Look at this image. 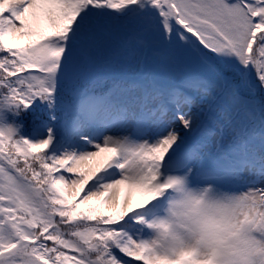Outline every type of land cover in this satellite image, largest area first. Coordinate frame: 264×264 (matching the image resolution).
I'll return each instance as SVG.
<instances>
[{
	"label": "rangeland",
	"instance_id": "374dc122",
	"mask_svg": "<svg viewBox=\"0 0 264 264\" xmlns=\"http://www.w3.org/2000/svg\"><path fill=\"white\" fill-rule=\"evenodd\" d=\"M68 1L72 0H0V9L12 8L11 19L4 25L7 43L22 46L25 33L32 37L34 47L29 50L28 60L30 66H39L41 71L27 73L21 79L28 83L29 103L37 106L42 92L55 91L63 80L58 77L60 73L53 71L66 62L72 51L62 42L44 41L41 33L47 10ZM96 1L87 14V26L81 32L75 28L73 34L77 40H81L82 33L89 36L79 49L87 48V65L91 66L88 71L79 70L85 78L100 79L104 71L132 76L145 71V77L155 75L168 85L185 70L201 82L193 86V94L165 107L160 95L146 98L140 92L122 93L119 100L115 95L90 97L83 116L72 125L70 138L58 152L52 153L47 165L50 173L56 172L52 177L49 173L50 192L54 202L65 209L63 218L68 210L75 212L80 207L101 204L105 213L116 214L120 219L131 212V207L146 205L153 192L149 191L151 188L166 184L174 192L172 202L183 205L191 216L184 217L168 239L156 228L163 229L169 222L160 226L149 224L144 233L129 232L123 264H209L218 256L220 264H264V174L247 166L238 186L222 183L215 187L212 182L192 181L204 158L202 154L218 147L219 123L215 122L216 131L203 136L197 149L192 148L181 167L175 165L168 171L167 164L158 166V161L171 155L181 139L192 132L199 111L205 110L213 97H220L228 86L239 88L240 97L241 85L251 86L243 92L256 100L259 107L251 106L252 110L262 111L257 89L263 87V82L257 69L264 58V43H258V36L264 33V4L168 0L171 5L154 23L156 19L149 18L154 0H122V4L121 0H109V6ZM134 6L139 7V12L128 17L127 23L131 20L135 28L129 29L132 36L122 35L128 41L126 44L116 34L99 40V31L93 28L96 13L108 10L104 19L113 28L118 17ZM88 29L92 30L91 35ZM197 41L209 51V59L201 56ZM121 59L124 61L120 62ZM82 63L77 61L67 74L79 69ZM47 70L53 75L47 76ZM223 72H227L226 77ZM67 80L76 83L73 75L67 76ZM146 104L154 107L147 108ZM145 106L147 114L143 120L141 111ZM213 114L221 116L217 106ZM16 118L7 103L0 104V264H94L81 256H86V249L78 243L92 241L90 231L79 233L81 237L74 236L70 223H64L61 230L70 236L65 243L68 253L64 260L40 239L41 233L44 237L43 232L50 227L51 203L42 199L20 173V157L16 156L46 150L49 130L37 129L29 137L21 132L24 121ZM10 146L15 149L14 155L7 152ZM90 180L96 185L86 189ZM39 222L43 224L38 225ZM216 238L225 245V252L212 244Z\"/></svg>",
	"mask_w": 264,
	"mask_h": 264
},
{
	"label": "trees",
	"instance_id": "16d2710c",
	"mask_svg": "<svg viewBox=\"0 0 264 264\" xmlns=\"http://www.w3.org/2000/svg\"><path fill=\"white\" fill-rule=\"evenodd\" d=\"M95 1L72 0L65 2L59 8H49L47 10L46 25H44V30L41 32L44 41L56 40L60 43L63 42L72 50L71 53L83 59L84 63L79 69L77 68L78 70L73 69L70 71L77 79L76 84L71 85L69 81L64 80L57 86L55 91H51V93L43 91L39 100L40 106H37V103H29L27 98L28 83L24 78L21 79L27 73L41 71L39 66H30L32 63L28 60L29 50L34 47L32 37L29 32L28 36L25 33L26 42L22 46L9 45L4 25L5 22L11 19L12 8L0 9V104L7 103L12 112L18 116L16 119L20 122L24 121L21 132H25L30 137L34 135V131L37 128L44 129L47 126L49 127V146L46 150H38L24 157L16 156L20 157L18 162L20 173L32 183L42 199H46L47 202L51 203L50 210L52 212H48L51 218L50 227L43 232L45 234L44 237H42L41 233L40 239L49 245L48 248L52 252L61 254L57 256L64 260L68 253L65 251L67 249L65 243L70 236L66 235L61 229L64 223H70V231L73 232L74 230V236L78 234L81 237L79 233L84 231L92 232V241L78 242L86 249V256H81L86 259L88 257L94 264H123V249L127 245L129 232L135 230L138 233H144L148 229V224L160 225L162 222H169L163 229L156 228L162 232L163 238L168 239L167 237L176 229L177 224L181 223L184 217L191 216L188 215L191 212H186L183 205L175 203L167 206L169 208L168 213L159 214L160 207L169 197V185L163 184L149 190L153 192L146 205L139 208L131 207V212L120 219L116 214L105 213L101 204L88 208L80 207L75 212L68 210L65 218H63L64 214L62 212L65 209L61 208L60 203L54 202L53 192H50V175L52 177V173L55 175L56 172L52 171L50 173V167L47 165L53 158L52 153L58 152L64 142L70 138L72 123L79 115V104L85 99L92 96H108L111 94L116 95L120 99L121 94L129 90L128 92L132 93L140 92L146 98L160 95L161 105L165 107L171 105L176 91L189 94L192 88L191 85L196 84L197 80L185 70L179 74L178 81H173L172 84L167 86L165 82L158 81L155 75L149 76L150 78L147 80L143 75L145 71L136 76H132L129 73L108 72L101 79L88 80L85 78L79 70L89 67L87 65L89 62L86 53L87 48L85 50L81 48L80 51L79 49L80 46L82 47L83 42L89 40V36L82 33L81 40H77L73 38V34L76 30L81 32L87 26V14L92 9ZM96 2H101L103 6L104 4L109 6L110 4L109 0H97ZM156 2H163V6L165 3L164 0H156ZM122 3L123 1L121 0ZM167 5H171L169 1ZM106 11L108 10L103 9V11L96 13L97 20L93 18V28L99 31V40L109 36L114 37L115 34L121 37L124 33H129V36L132 35L129 29L130 26L135 28V24L131 20L127 23V20L128 17L135 15L139 11L138 6H134L123 17H118L113 28H111L109 20L104 19ZM100 20H102L101 26L99 25ZM75 28L76 30H74ZM87 32L88 35L92 34L90 29ZM258 39L259 46L263 45L264 33L258 36ZM123 40L126 42V38H123ZM91 41L86 44L89 46ZM119 44L123 43L120 42ZM196 45L201 52V56L209 59L210 54L207 53L209 51L198 41ZM113 57H116V54H113ZM123 61L120 60V62ZM260 61L262 63L260 62L257 73L263 82V87H259L257 92L259 98H261L259 105L262 111L258 108V112H254L251 106L256 105L259 107L255 103L256 100L243 92L251 88V86L241 85L243 94L240 93V97L238 96L239 88L233 89L227 85L228 87L223 89L221 97H216L206 110L199 111L197 124L192 132L182 138L173 153L165 158L166 160H170V163L181 164L189 146L193 143L199 144L201 142V134L204 130L205 132L216 131V128L214 129V123L216 122L220 124L218 127L220 135L218 147L216 150L210 151L203 159L199 173L216 174L223 172L227 175L224 182L228 184H232L236 175L242 173L244 167L246 168L248 165L264 174V58ZM53 72L60 73L61 76L67 73L61 70V66L56 67ZM49 73L50 70H47V76L53 75ZM223 73H225L226 77L227 72ZM215 106L221 111V116L218 118L213 114ZM223 115L225 117L222 123ZM17 125L20 126L19 124ZM7 152L9 155H14L15 149L10 146ZM46 154L49 158H46ZM92 181L90 180L85 188H91L96 185ZM216 182L218 183V181ZM42 224L43 222L38 223V225ZM212 244L220 252H225V245L218 238ZM83 251L85 250L83 249ZM220 263L221 258L218 256L214 257L209 264Z\"/></svg>",
	"mask_w": 264,
	"mask_h": 264
},
{
	"label": "water",
	"instance_id": "95a60500",
	"mask_svg": "<svg viewBox=\"0 0 264 264\" xmlns=\"http://www.w3.org/2000/svg\"><path fill=\"white\" fill-rule=\"evenodd\" d=\"M230 3H233L235 1H241V2H247V3H255V2H259V0H228ZM160 11V5H156L154 11L152 12V16H156V15H160L159 13ZM76 63V59L73 57H70L67 60L66 65L63 67L64 69H68L70 68L73 64Z\"/></svg>",
	"mask_w": 264,
	"mask_h": 264
},
{
	"label": "bare ground",
	"instance_id": "6f19581e",
	"mask_svg": "<svg viewBox=\"0 0 264 264\" xmlns=\"http://www.w3.org/2000/svg\"><path fill=\"white\" fill-rule=\"evenodd\" d=\"M72 33V32H71Z\"/></svg>",
	"mask_w": 264,
	"mask_h": 264
}]
</instances>
